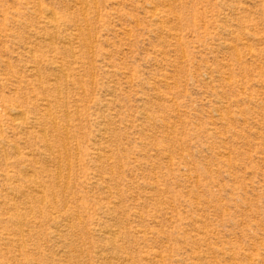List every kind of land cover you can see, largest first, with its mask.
Listing matches in <instances>:
<instances>
[{
    "label": "rangeland",
    "instance_id": "374dc122",
    "mask_svg": "<svg viewBox=\"0 0 264 264\" xmlns=\"http://www.w3.org/2000/svg\"><path fill=\"white\" fill-rule=\"evenodd\" d=\"M0 264H264V0H0Z\"/></svg>",
    "mask_w": 264,
    "mask_h": 264
},
{
    "label": "bare ground",
    "instance_id": "6f19581e",
    "mask_svg": "<svg viewBox=\"0 0 264 264\" xmlns=\"http://www.w3.org/2000/svg\"><path fill=\"white\" fill-rule=\"evenodd\" d=\"M77 2H78V1H77ZM80 2H81V1H80ZM85 2H86V1H85ZM87 3H88V2H87ZM81 9H82V8H81ZM47 11H48V10H47ZM50 11H51V9H50ZM48 14H49V13H48ZM51 14H52V13H51ZM153 14H154V13H153ZM54 16H55V15H54ZM156 17H157V16H156ZM53 18H54V17H53ZM87 26H88V25H87ZM159 27H160V26H159ZM90 43H91V42H90ZM90 45H91V44H90ZM72 54H73V53H72ZM72 54H71V55H72ZM31 55H32V54H31ZM33 56H34V55H33ZM32 58L34 59V57H32ZM7 63H8V62H7ZM32 66H33V65H32ZM57 66H58V65H57ZM61 68H62V67H61ZM62 73H63V72H62ZM35 74H36V73H35ZM38 75H39V74H38ZM56 76H57V75H56ZM65 77H66V76H65ZM66 78H67V77H66ZM53 79H54V78H53ZM55 81H56V79H55ZM56 83H57V82H56ZM54 101H55V100H54ZM44 102H45V101H44ZM45 105H46V104H45ZM47 105H48V104H47ZM40 108H41V107H40ZM65 111H66V109H65ZM13 113H14V112H13ZM67 113H68V112H67ZM14 114H17V115L20 116V115H22L23 113H22V110H16ZM17 115H16V116H17ZM43 115L46 116V117H49V118L52 117V114L49 115V114H48V111H47V112H44ZM66 115H67V114H66ZM66 115H65V116H66ZM144 115H145V114H144ZM146 115H147V114H146ZM13 116H14V115H13ZM19 116H18V118L21 117V116H20V117H19ZM67 116H68V115H67ZM24 117H25V116H23V118H24ZM34 118H36V117H34ZM52 120H53V119H52ZM14 121H16V119H15ZM17 121H18V120H17ZM21 121H22V120H21ZM24 121H25V120H24ZM24 121H23V122H24ZM53 121H54V120H53ZM51 122H52V121H51ZM54 122H55V121H54ZM52 126H53V125H52ZM54 127H55V126H54ZM170 127H171V126H170ZM55 128H56V127H55ZM40 129H43V128H40ZM40 129H39V131H41ZM66 130H67V129H66ZM42 132H43V131H42ZM43 133H44V132H43ZM57 133H58V132H57ZM65 133H66V132H65ZM42 139L45 140V139L43 138V136H42ZM66 140H67V139H66ZM65 142H66V141H65ZM48 145H49V143L47 144V146H48ZM15 146H16V145H15ZM62 147H63V146H62ZM76 147H77V146H75V148H76ZM63 150H65V148H64ZM99 151H100V150H99ZM57 152H58V150H57ZM97 152H98V150H97ZM100 153H101V152H100ZM97 154H99V153H97ZM97 154H95V155H97ZM53 156H54V155H53ZM66 156H67V155H66ZM58 157H59V155H58ZM67 158H68V157H67ZM75 159H76V158H75ZM57 160H58V159H57ZM68 160H69V159H68ZM57 162H58V161H57ZM67 165H69V162H68ZM57 168H58V167H57ZM58 171H59V170H58ZM27 172H28V171H27ZM57 174H58V173H57ZM95 174H96V173H95ZM67 176H69V175H67ZM67 176H65V177H67ZM94 176H95V175H94ZM56 181H57V180H56ZM66 181H67V179H66ZM67 183H68V181H67ZM66 185H67V184H66ZM65 188H66V187H65ZM105 188H106V187H105ZM108 190H109V189H108ZM37 191H38V190H37ZM38 192H39V191H38ZM109 192H110V191H109ZM41 197H42V196H41ZM43 199H44V198H43ZM55 214H56V213H55ZM65 219H66V218H65ZM52 220H53V218H52ZM108 228H109V227H108ZM109 229H110V228H109ZM98 230H100V229H98ZM106 230H107V229H106ZM114 230H115V229H114ZM116 231H117V230H116ZM106 232H108V231H106ZM110 232H111V230H110ZM105 234H107V233H105ZM116 234H117V233H116ZM121 237H122V236H121ZM114 239H115V238H114ZM81 253H82V252H81ZM19 254H20V253H19ZM75 254H76V252H75ZM157 255H158V254H157ZM99 256H100V255H99ZM160 257H161V256H160ZM128 258H129V257H128ZM130 259H131V258H130ZM105 260H106V259H105ZM110 260H111V259H110ZM123 260H124V258H123ZM126 260H127V259H126ZM128 261H129V260H128ZM161 261H162V260H161ZM122 262L124 263V261H122ZM97 263H98V262H97ZM117 263H118V262H117Z\"/></svg>",
    "mask_w": 264,
    "mask_h": 264
}]
</instances>
